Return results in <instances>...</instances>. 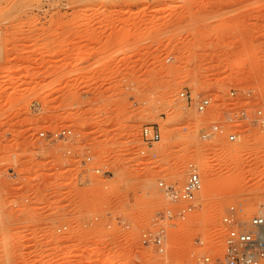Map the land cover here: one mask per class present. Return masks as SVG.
Returning <instances> with one entry per match:
<instances>
[{"label":"rangeland","instance_id":"374dc122","mask_svg":"<svg viewBox=\"0 0 264 264\" xmlns=\"http://www.w3.org/2000/svg\"><path fill=\"white\" fill-rule=\"evenodd\" d=\"M186 90L222 100L235 90L264 115V0H0V264L220 254L229 206L241 220L264 211V126L204 142L213 115L187 105ZM144 125L159 127L155 157L136 153ZM59 126L78 136L40 134ZM76 155L94 159L82 169ZM188 161L202 190L193 216L168 226L163 257L139 236L169 205L157 179L181 184ZM97 163L110 173L91 171Z\"/></svg>","mask_w":264,"mask_h":264},{"label":"built area","instance_id":"2783aa9c","mask_svg":"<svg viewBox=\"0 0 264 264\" xmlns=\"http://www.w3.org/2000/svg\"><path fill=\"white\" fill-rule=\"evenodd\" d=\"M239 93L235 90L229 92L228 97H216L212 94L196 95L191 91L179 93L182 100L190 105L198 114H204L210 110L213 117L209 125L201 130L200 139L204 142H214L219 137L227 142L240 140L244 132L242 128L248 126H264V115L261 110H253V105L240 104ZM249 94V93H248ZM241 101L238 103V101ZM56 142L68 143L78 136L71 126H59L40 132ZM161 140V133L158 125H144L139 132L140 145L137 147L138 157H146L154 153V143ZM148 151V152H147ZM65 155L72 156L69 148ZM67 153V154H66ZM156 153H154V157ZM154 157L142 160H154ZM75 162L82 169L89 168L94 156L84 155L79 158L74 156ZM186 174L181 184L165 178L157 179V187L163 196L168 200L169 205L157 210L152 216L149 227L140 233V243L152 249L160 256L169 254L170 241L168 239V226L176 227L178 224L187 222L197 208L198 194L202 190V178L197 162L188 161L185 165ZM96 174L105 176L110 173L107 165L98 164L90 168ZM116 225L121 228H128L129 224L120 216L115 217ZM67 226H59L57 231L65 229ZM111 227V223L107 224ZM223 249L220 254H213L207 249L200 255V260L193 264H264V211L258 210L250 216L248 220L238 218V209L231 205L222 216ZM197 246H204L203 238L195 241ZM195 254V250H192ZM155 264H187L178 258H167Z\"/></svg>","mask_w":264,"mask_h":264},{"label":"bare ground","instance_id":"6f19581e","mask_svg":"<svg viewBox=\"0 0 264 264\" xmlns=\"http://www.w3.org/2000/svg\"><path fill=\"white\" fill-rule=\"evenodd\" d=\"M84 10H86V9H84ZM79 11H80V10H79ZM82 12H83V10H82ZM81 60H82V59H81ZM79 61H80V60H79ZM79 61H78V62H79ZM76 63H77V62H76ZM140 78H142V77H140ZM222 155H223V154H222ZM209 161H210V160H209ZM209 161L206 160L205 164L207 165L208 163H210ZM203 165H204V164H203ZM93 253H94V252H93ZM72 254L74 255L75 253H72ZM72 254L70 253V255H72ZM89 257H90V256H89ZM108 262H109V261H108ZM109 263L115 264V263H117V261H116L115 259H113V258H112V259L110 258V262H109Z\"/></svg>","mask_w":264,"mask_h":264}]
</instances>
